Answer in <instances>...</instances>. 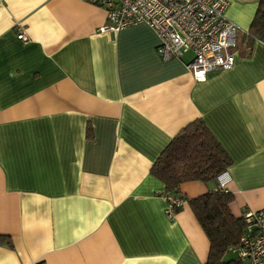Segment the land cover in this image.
Returning a JSON list of instances; mask_svg holds the SVG:
<instances>
[{"label": "crops", "instance_id": "0c3cea01", "mask_svg": "<svg viewBox=\"0 0 264 264\" xmlns=\"http://www.w3.org/2000/svg\"><path fill=\"white\" fill-rule=\"evenodd\" d=\"M227 2L234 65L195 82L192 55L161 59L144 24L101 33L88 1L0 0V264H206L188 204L168 220L150 174L197 119L231 160V214L264 209V44L243 45L259 0Z\"/></svg>", "mask_w": 264, "mask_h": 264}, {"label": "built area", "instance_id": "2783aa9c", "mask_svg": "<svg viewBox=\"0 0 264 264\" xmlns=\"http://www.w3.org/2000/svg\"><path fill=\"white\" fill-rule=\"evenodd\" d=\"M102 8L107 25L101 33L144 24L158 38L157 55L163 60L192 55L187 68L195 82H203L208 73L228 71L235 62L237 25L225 16L227 0H81ZM16 38L27 42L17 30ZM228 182L224 172L217 178L216 189L225 190ZM165 216L172 220L187 204L181 196L164 195ZM245 224L237 247L227 250L241 264H264V209L243 211Z\"/></svg>", "mask_w": 264, "mask_h": 264}, {"label": "trees", "instance_id": "16d2710c", "mask_svg": "<svg viewBox=\"0 0 264 264\" xmlns=\"http://www.w3.org/2000/svg\"><path fill=\"white\" fill-rule=\"evenodd\" d=\"M243 38L247 51L254 42L264 44V0H259L255 16ZM231 164L204 122L197 119L160 153L150 174L163 184L164 195L180 196L181 184L216 183ZM186 201L209 242L206 264H241L234 257L225 259L228 248L238 246L245 229L243 220L231 214L233 195L227 190L215 189ZM0 244L9 246L10 242L7 237L0 236Z\"/></svg>", "mask_w": 264, "mask_h": 264}, {"label": "rangeland", "instance_id": "374dc122", "mask_svg": "<svg viewBox=\"0 0 264 264\" xmlns=\"http://www.w3.org/2000/svg\"><path fill=\"white\" fill-rule=\"evenodd\" d=\"M232 257H233V256H232L231 254H228V253H227L226 256H225V259H226V260H229V259H231Z\"/></svg>", "mask_w": 264, "mask_h": 264}]
</instances>
